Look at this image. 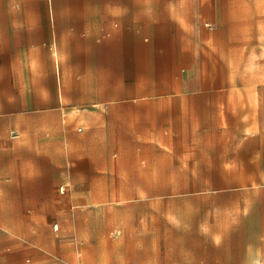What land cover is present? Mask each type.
I'll return each mask as SVG.
<instances>
[{"label":"crops","instance_id":"obj_1","mask_svg":"<svg viewBox=\"0 0 264 264\" xmlns=\"http://www.w3.org/2000/svg\"><path fill=\"white\" fill-rule=\"evenodd\" d=\"M4 1L0 76L83 77L91 156L130 140L138 158L154 149L203 157L181 170L204 174L206 188L223 173L235 189L264 195V84H236L233 71V83H221L220 66L251 60L255 38L264 44V0ZM202 216L198 234L212 240L194 249L212 255L201 264H237L221 261L230 249L214 240L236 235L237 218L222 219L216 207Z\"/></svg>","mask_w":264,"mask_h":264},{"label":"rangeland","instance_id":"obj_2","mask_svg":"<svg viewBox=\"0 0 264 264\" xmlns=\"http://www.w3.org/2000/svg\"><path fill=\"white\" fill-rule=\"evenodd\" d=\"M250 49L251 60L220 62L221 83L264 84L260 37ZM0 53L8 66V43ZM84 97L83 77L0 76V264H201L212 255L194 249L212 240L197 229L209 207L237 218L236 235L214 238L230 249L221 261L264 264L261 187L241 192L222 173L206 188L204 174L181 170L203 157L138 158L130 140L91 156Z\"/></svg>","mask_w":264,"mask_h":264}]
</instances>
